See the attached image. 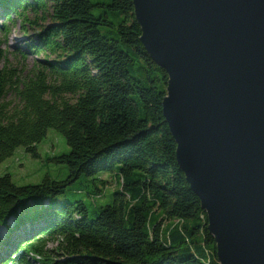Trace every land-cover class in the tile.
<instances>
[{"label":"trees","instance_id":"1","mask_svg":"<svg viewBox=\"0 0 264 264\" xmlns=\"http://www.w3.org/2000/svg\"><path fill=\"white\" fill-rule=\"evenodd\" d=\"M94 5L120 14L118 37L100 30L113 22ZM16 17L24 33L36 27L24 44L44 55L25 78L0 65V161L18 145L36 155V142L54 127L69 145L55 156L68 173L26 184L0 174V264H219L162 113L167 73L139 38L133 1L0 0V62ZM134 56L146 73L131 72ZM101 170H114L120 186L93 216L83 199L58 197L81 173ZM50 238L57 243L49 249Z\"/></svg>","mask_w":264,"mask_h":264},{"label":"water","instance_id":"2","mask_svg":"<svg viewBox=\"0 0 264 264\" xmlns=\"http://www.w3.org/2000/svg\"><path fill=\"white\" fill-rule=\"evenodd\" d=\"M219 264H264V0H132Z\"/></svg>","mask_w":264,"mask_h":264},{"label":"rangeland","instance_id":"3","mask_svg":"<svg viewBox=\"0 0 264 264\" xmlns=\"http://www.w3.org/2000/svg\"><path fill=\"white\" fill-rule=\"evenodd\" d=\"M92 1L105 3L110 0ZM105 8L107 7L104 5H94L92 10L97 14L102 12ZM107 11L113 23L100 25V30L111 37H118L117 24L120 14L108 8ZM28 13L31 18L34 17V13ZM41 21L42 23H48L50 19L46 17V19ZM20 23L21 19L16 17L12 23L9 24L10 29L8 33H6V40L2 41L5 57L2 58L0 65L5 64L8 69L15 68L16 73H18L20 77L25 78L26 74H29V71L33 68L35 63H37V60L43 58L44 53L41 50L37 52L29 50L25 46L24 42L34 35L36 27L27 25V32L24 33ZM1 37H3L2 33ZM19 51L22 53H19ZM52 56L51 54V57ZM147 66L148 65L140 58L134 56L130 68L134 75H141L142 73H146L145 67ZM69 97L73 99L70 94ZM6 98L14 102L16 101V97L11 90L7 92ZM68 150L69 145L63 133L54 127H48L43 138L36 142V155L27 151L24 145L16 146L9 156L0 161V174L8 172L12 180L17 184L40 182L45 176H49L53 179L65 178L68 173V166L65 162L57 161L55 156L67 152ZM97 177L105 179V183L103 184ZM119 186V179L116 177L114 170H101L94 175H85L81 173L66 184L64 191L61 192L58 197L60 199H83L88 207L89 216H93L96 206L110 202L112 200V191ZM35 201L36 202L31 205V209L38 204V200ZM44 201L46 202V200ZM4 232L5 227L0 226V235H3ZM56 243V238H50L46 241L45 247L49 249L54 248ZM15 264H17V262Z\"/></svg>","mask_w":264,"mask_h":264}]
</instances>
